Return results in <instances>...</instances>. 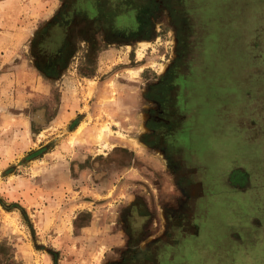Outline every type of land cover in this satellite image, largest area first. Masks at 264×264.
Listing matches in <instances>:
<instances>
[{
	"label": "rangeland",
	"instance_id": "1",
	"mask_svg": "<svg viewBox=\"0 0 264 264\" xmlns=\"http://www.w3.org/2000/svg\"><path fill=\"white\" fill-rule=\"evenodd\" d=\"M64 1L0 0V264H104L130 204L172 202L185 172L218 195L185 264H264V0H131L141 37L45 72ZM180 54L189 138L168 166L145 136Z\"/></svg>",
	"mask_w": 264,
	"mask_h": 264
},
{
	"label": "flooded vegetation",
	"instance_id": "2",
	"mask_svg": "<svg viewBox=\"0 0 264 264\" xmlns=\"http://www.w3.org/2000/svg\"><path fill=\"white\" fill-rule=\"evenodd\" d=\"M149 5H137L131 0H65L51 24L43 28V36L53 46L49 49L53 58L47 64L39 60L41 70L59 72L63 66L58 65L66 59L69 62L71 56L98 55L105 42L108 45L126 40L135 42L145 31L142 28L147 27L151 15ZM78 46L84 47V52L80 53ZM183 60L180 54L164 81L156 86L153 98L159 108L150 118V131L145 136L149 148L166 153L168 166L173 163L168 152H179L178 149L187 146L189 138L184 132L186 125L178 122L183 115L176 111L187 105L186 98L180 104V96L174 95L175 85L184 81ZM183 175V182L177 179L181 196L172 202L158 204L155 209L147 208L150 204L142 199L130 204L122 221L124 246L104 264L188 263L186 254L195 249V240L203 226L202 215L218 195L201 193L198 188L194 192L198 182L188 172ZM193 252L197 253L196 249Z\"/></svg>",
	"mask_w": 264,
	"mask_h": 264
},
{
	"label": "crops",
	"instance_id": "3",
	"mask_svg": "<svg viewBox=\"0 0 264 264\" xmlns=\"http://www.w3.org/2000/svg\"><path fill=\"white\" fill-rule=\"evenodd\" d=\"M5 41V40H4ZM8 44H5V42H3L2 37L0 36V54H2V52L4 51L5 48V54H7L8 52H12V45L7 46Z\"/></svg>",
	"mask_w": 264,
	"mask_h": 264
},
{
	"label": "trees",
	"instance_id": "4",
	"mask_svg": "<svg viewBox=\"0 0 264 264\" xmlns=\"http://www.w3.org/2000/svg\"><path fill=\"white\" fill-rule=\"evenodd\" d=\"M215 86V84H213V87ZM193 250H195V249H193V248H191L188 252V254H189V256H191L192 254L194 255V252H193ZM188 254H186V258H188ZM196 255H197V253H195ZM188 260H189V258H188Z\"/></svg>",
	"mask_w": 264,
	"mask_h": 264
}]
</instances>
